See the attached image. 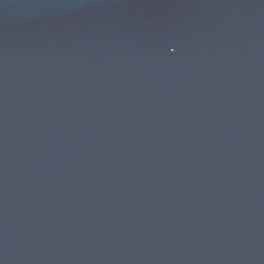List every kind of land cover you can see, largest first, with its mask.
I'll return each instance as SVG.
<instances>
[{"label":"water","instance_id":"obj_1","mask_svg":"<svg viewBox=\"0 0 264 264\" xmlns=\"http://www.w3.org/2000/svg\"><path fill=\"white\" fill-rule=\"evenodd\" d=\"M0 264H264V0H0Z\"/></svg>","mask_w":264,"mask_h":264}]
</instances>
